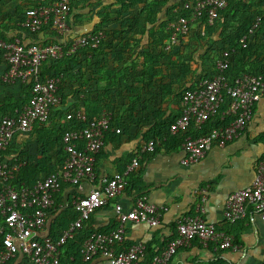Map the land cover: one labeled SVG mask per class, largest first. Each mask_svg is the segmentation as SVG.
<instances>
[{"label": "trees", "instance_id": "trees-1", "mask_svg": "<svg viewBox=\"0 0 264 264\" xmlns=\"http://www.w3.org/2000/svg\"><path fill=\"white\" fill-rule=\"evenodd\" d=\"M59 1L33 3L27 0L7 14L0 9V40L12 42L19 38L24 47L60 44L50 24L43 25L37 32H30L22 25L28 10L52 6ZM109 1L112 2L69 1V36H72L69 40L87 34L82 32L73 36L72 30L93 19L96 23L88 33L101 32L104 38L94 48L85 46L69 56L40 66L36 75L38 81L62 77L57 93L61 100L51 109L46 123L33 126V152L25 148L13 152L9 147L0 157V162L20 165L11 181L17 188L32 186L59 170L66 158L63 134L84 128L103 112L110 117L106 140H119L121 130L126 134V130L132 127L146 128L145 145L149 141L155 143L151 154L161 145L174 143L178 148L186 134L200 136L220 126L218 114L197 130L190 127L187 133L170 134L171 126L181 115L182 96L218 73L216 63L223 59L224 53H228L226 75L230 81L244 74L264 78V0H228L226 7L217 11L211 24L205 15L193 19L192 8L198 0ZM185 4L189 8H185ZM180 18L188 21L187 32L166 49L173 33L169 24H177ZM41 34L43 38L38 40L37 36ZM2 63L0 56V65ZM13 86L0 80V121L16 117L31 99L33 81L20 84L17 96L11 93ZM227 103L225 99L224 105ZM78 113L85 117V122L76 118ZM4 157H10V160ZM134 182V179L127 182L130 190L135 187ZM67 186L70 185H62L55 195L53 208L49 210L50 217H55L48 235L52 239L58 238L78 217L71 199L63 207L61 192ZM91 233L82 230L67 242L61 249L59 264H75L81 260V245ZM130 245L125 242L116 251L125 250ZM145 248L141 260L147 264L160 252Z\"/></svg>", "mask_w": 264, "mask_h": 264}, {"label": "built area", "instance_id": "built-area-1", "mask_svg": "<svg viewBox=\"0 0 264 264\" xmlns=\"http://www.w3.org/2000/svg\"><path fill=\"white\" fill-rule=\"evenodd\" d=\"M69 1L60 0L52 6L30 9L22 24L30 32H37L43 25L50 24L58 35L60 44L24 47L19 38L12 42L0 40V56L6 65V70L0 76L1 82L23 85L33 81L29 104L16 117L0 121V157L11 146L17 134L31 131L36 123H46L51 109L60 103L57 93L62 77L38 81L36 75L40 66L69 56L79 48H94L104 38L99 32L69 40ZM227 1L198 0L192 8L193 19H200L205 15L211 24L217 11L226 7ZM185 8H189L187 4ZM187 25L188 21L182 18L177 24H169L173 33L166 49L187 32ZM227 57L228 53H224L223 59L217 61L218 73L213 78L203 80L194 91H188L182 96L181 115L170 128L171 135L187 133L190 127L197 130L218 114L221 122L220 126L203 135H185L181 143L184 157L180 162L184 167L200 162L213 146L224 148L237 139L250 122L255 105L264 96V78L261 76L244 74L233 81L227 78ZM225 99L228 100L226 106ZM76 118L86 121L79 113ZM109 120V114L103 112L84 128L66 131L62 137L66 154L63 165L32 186H14L11 181L20 165L0 162V264L14 261L18 256H21L19 264H59L61 249L76 237L91 215L119 197L126 177L138 167L137 158L131 160L122 177L110 180L100 188L92 187L87 195L72 202L78 217L58 238L43 236L49 210L53 208L55 195L62 185L78 188L85 183L93 185L96 157L104 146ZM154 149L155 143L149 141L142 151L152 153ZM205 202L206 193L202 191L197 205L199 214L182 219L177 224L176 236L148 264H168L179 249L191 247L194 241L204 248L213 245L220 251H238V246L229 233L216 230L200 216L204 213ZM113 210L117 227L107 233L92 232L85 238L80 251L82 260L90 262L102 253L108 264H139L145 255V245L136 243L125 250L116 251L117 247L126 242L125 226L146 224L157 227L164 210L143 198H137L129 209L115 203ZM250 212L257 214L264 222V157L257 164L251 184L228 196L223 211L224 223L228 226L235 225ZM261 264H264V255Z\"/></svg>", "mask_w": 264, "mask_h": 264}, {"label": "crops", "instance_id": "crops-1", "mask_svg": "<svg viewBox=\"0 0 264 264\" xmlns=\"http://www.w3.org/2000/svg\"><path fill=\"white\" fill-rule=\"evenodd\" d=\"M29 1L37 3L41 0ZM26 2L27 0H0V9L5 11L4 14L12 13L14 7ZM111 2L104 0L102 3ZM95 23V19L84 22L75 26L71 32L73 36L77 33H88ZM69 34L67 36L70 39L72 36ZM37 38L42 40V34ZM5 70L6 65L2 63L0 76ZM10 90L17 96L20 85L15 84ZM146 130V128L132 127L126 130V134L121 130L122 136L119 140L105 138L104 146L96 157L93 185L85 183L79 188L67 186L62 190L63 207H65L68 205L66 203L68 199H71L72 204L76 198L87 195L92 187L100 188L110 180L122 177L131 160L138 159V167L129 174L130 177L129 175L126 177V183L122 186L119 197L96 210L91 215L89 223L86 222L80 231L107 233L114 230L117 221L113 205L119 203L125 209H129L137 198H143L156 207L163 208L159 226L129 224L125 226V240L130 244L141 243L145 247H150L154 253L161 252L167 242L176 236L177 224L185 217L199 214L197 205L201 192L205 191L204 213L200 216L216 230L229 233L233 237L234 244L238 246V251H220L213 245L204 248L194 241L191 247L179 249L168 264H261L264 255V222L257 214L250 212L244 220L228 226L224 223L223 211L230 194L245 189L251 184L257 164L264 157V96L255 105L250 122L237 139L224 148L213 146L205 158L193 166L181 165L184 152L181 145L176 148L174 143L161 145L153 154L144 153L143 137ZM34 138L32 127L29 132L17 134L10 147L13 148V152L24 148L33 152ZM9 158L5 159L10 160ZM133 179L135 187L130 190L128 183ZM54 218L49 215L43 236L49 235ZM20 261L21 256H18L11 264H19ZM75 264H108V262L106 257L99 253L90 262H84L81 258L75 261ZM139 264L146 263L141 260Z\"/></svg>", "mask_w": 264, "mask_h": 264}]
</instances>
